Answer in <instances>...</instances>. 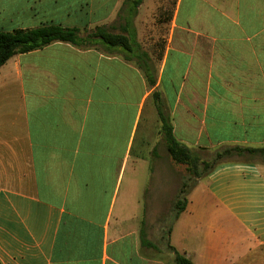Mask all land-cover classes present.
Listing matches in <instances>:
<instances>
[{
  "label": "crops",
  "instance_id": "0c3cea01",
  "mask_svg": "<svg viewBox=\"0 0 264 264\" xmlns=\"http://www.w3.org/2000/svg\"><path fill=\"white\" fill-rule=\"evenodd\" d=\"M76 27L0 66L1 264H264V0H0V30ZM103 28L129 49L93 36ZM157 240V241H155Z\"/></svg>",
  "mask_w": 264,
  "mask_h": 264
},
{
  "label": "trees",
  "instance_id": "16d2710c",
  "mask_svg": "<svg viewBox=\"0 0 264 264\" xmlns=\"http://www.w3.org/2000/svg\"><path fill=\"white\" fill-rule=\"evenodd\" d=\"M138 1L139 0H137V3ZM92 35L100 38L108 45H119L124 49L130 48L129 38L123 34H115L103 28H96ZM57 40L70 42L75 45H82L87 42V37H80L76 27H64L55 24H42L33 28L14 29L12 31L0 30V66L13 54L31 51ZM168 151L173 160L188 164L193 168L197 166V154L193 153L181 143L176 144L174 139H169ZM254 151L264 152V148H248L234 145L216 151L215 157L220 158L227 155ZM215 165V163H212V165L208 164V166H211V169ZM189 189L190 188L186 189L185 186L180 187L173 203V207L175 208L172 216L173 219L184 209L186 202L185 196ZM181 196L183 197L181 198ZM169 248L174 252V264H193L188 258L178 253L172 246L169 245Z\"/></svg>",
  "mask_w": 264,
  "mask_h": 264
},
{
  "label": "rangeland",
  "instance_id": "374dc122",
  "mask_svg": "<svg viewBox=\"0 0 264 264\" xmlns=\"http://www.w3.org/2000/svg\"><path fill=\"white\" fill-rule=\"evenodd\" d=\"M221 149L210 151L208 153L207 152L199 153V156L197 157V164H196L197 166L194 168L192 166H189L188 164L180 163V187L185 186V188L188 189L193 184H195L200 178H202L211 169V166H208V164L209 165H212V163L217 164L218 162L232 159L236 155V154H232L233 157H230L232 155H227V156H223L220 158H216L215 152ZM182 197L183 196H181V198ZM174 211H175V208L173 207V205L168 208L163 209V230H162L161 238H162V243L164 245L167 244L168 228L172 220Z\"/></svg>",
  "mask_w": 264,
  "mask_h": 264
}]
</instances>
